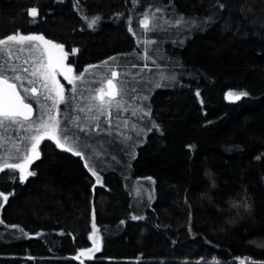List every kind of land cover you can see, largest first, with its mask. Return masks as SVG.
Listing matches in <instances>:
<instances>
[{
	"label": "trees",
	"instance_id": "obj_1",
	"mask_svg": "<svg viewBox=\"0 0 264 264\" xmlns=\"http://www.w3.org/2000/svg\"><path fill=\"white\" fill-rule=\"evenodd\" d=\"M17 33L64 45L75 76L94 66L64 81L59 119L101 148L44 138L35 175L0 172V264H264V0H0V39ZM108 78L127 110L99 115ZM92 213L101 249L76 259Z\"/></svg>",
	"mask_w": 264,
	"mask_h": 264
},
{
	"label": "snow or ice",
	"instance_id": "obj_2",
	"mask_svg": "<svg viewBox=\"0 0 264 264\" xmlns=\"http://www.w3.org/2000/svg\"><path fill=\"white\" fill-rule=\"evenodd\" d=\"M220 7H223V5H220ZM159 11L160 9H156L157 13ZM29 12L33 17L38 15L37 8H32L29 10ZM149 17H152V19L155 20V13L146 12L144 14V19L139 21L138 26L142 25L146 31H153L154 28L159 26V24H150ZM99 19L100 17L98 16L93 17L89 21L88 27H93ZM176 23H181V20H177ZM129 30H132L131 27ZM11 44L19 45V51L21 52L26 50L24 48L25 44L29 45L27 51L33 55L30 57V60L23 61V64L30 66L21 67L20 65H13L10 63L12 52L9 48V45ZM0 46H3L0 48V53H3L4 57H6L3 62L0 63V129L7 131L9 127L15 126L17 131L23 129L25 133H48L50 131L51 135L48 138L55 139L57 145L61 148H64L65 145L61 143V140L58 138V136L63 137L65 143H67L69 136L71 135L73 137L75 147H87L86 145L75 143V141L79 140V136L73 132L72 125H76L80 133H84L86 131L77 124V121H79L78 116L75 119L69 116L63 121L64 127H61V121L59 119V105L64 103L70 106L71 100L75 99V96L72 94L76 92V88L73 87L70 91V98H66L64 87L59 83L58 80H56L55 73L60 72V74L64 76L65 80H68L70 84H74L75 81L83 80L84 74L89 72L94 66H89V68L84 69V71L78 76H71L70 74L73 72V69L70 66H66L64 64V60L68 55V53L64 52L63 50L64 45L57 44L52 40L46 39L43 34L23 35L17 33L13 35H7L5 38L0 39ZM71 51L74 54L77 50L72 49ZM17 59L19 58L17 57ZM110 59L115 60L116 58L113 57ZM144 67H147V65H144ZM118 75L119 73L116 71L111 72V76L113 78L118 77ZM25 81L27 83V87L25 86ZM38 81H40V89H43L46 93L43 96L45 101L44 104H40L38 99L40 89L33 86ZM107 85L109 88L107 93H105L103 88H100L97 90L98 95L92 97L93 100H98V103L94 106L95 111L99 113V115H104L107 109L113 105L117 108H123L124 110H127L121 101H116L114 99L118 93L113 80L109 79L107 81ZM18 88L20 90H18ZM21 90L25 93L24 96H21ZM105 95L108 97L107 100L105 99ZM197 95H199V93H197ZM226 95L229 100L238 101L247 96L248 93L244 91L238 93L229 91ZM29 98L34 100L37 104H40L41 114L38 115L35 120L32 119V104L25 103V100ZM49 100L52 102L51 107H48L47 105V101ZM77 107L79 108L78 105ZM85 110L86 109L84 108H79V111L81 112H84ZM87 110L91 111L92 109L89 108ZM53 111H55V115L52 114ZM99 115L93 116L92 119L99 120ZM108 115L110 116L111 112H108ZM133 115H135V112H133ZM145 115H148V113H145ZM44 117L47 118L45 119ZM96 127L99 128V125L97 124ZM44 138L45 137L43 135L39 134L20 137L17 142H14L13 146L18 150V144L27 141L31 143V149L26 151L18 158L20 161L18 163H9L8 161L11 157L8 155L0 157V160H2L0 172H3L5 169H18L20 173L18 178L21 182L25 181L28 176L35 175V172L28 171V167L35 159H39L38 148L41 140ZM4 143H7V139H5ZM0 147H3V144H0ZM189 147L191 148L192 146ZM65 150L68 152H73V147H67ZM74 154L76 156H80L82 159L84 158L81 151H75ZM257 159H260V157H257ZM85 167L88 168V171L91 172L93 176H97V173L91 167H89L87 159H85ZM97 183H100L98 176ZM10 195H12V193L5 195L4 192H0V198H3L4 202H7ZM244 206L247 207L246 199ZM132 219H137V217H132ZM0 223H2V221H0ZM121 223H123V221ZM93 230L94 232L97 231L95 224H93ZM260 246L264 247V244H261ZM98 250V248H93L89 249L88 252L91 253ZM83 254L84 253H81V255ZM241 264H244V262L241 261ZM253 264H256V262H253Z\"/></svg>",
	"mask_w": 264,
	"mask_h": 264
},
{
	"label": "rangeland",
	"instance_id": "obj_3",
	"mask_svg": "<svg viewBox=\"0 0 264 264\" xmlns=\"http://www.w3.org/2000/svg\"><path fill=\"white\" fill-rule=\"evenodd\" d=\"M3 46H0V48H2ZM19 45H15V44H11L9 45V48L11 49V52H12V58L10 59V62L11 61H15L17 64L16 65H20L21 67L23 66H30V65H24L23 64V61L25 60H30V57L33 55L32 53H30L29 51H27V49L29 48V45L25 44L24 45V48L26 49L25 51L21 52L19 51ZM17 57L19 59H17ZM6 57H4L3 53H0V63L3 62V60L5 59ZM11 64H15L14 62L11 63ZM64 64L66 66H69L66 61L64 60ZM71 76H75V73L72 72L70 74ZM55 77H56V80L59 81V83L61 85H63L64 87V92H65V84H64V81L69 83L68 80H65L64 79V76L60 74V72H56L55 73ZM109 79H112V78H108L104 85H103V89L105 91V93H107L109 91V88H108V85H107V81ZM113 80V79H112ZM25 83V86L27 87V83L26 81L24 82ZM114 83V81H113ZM72 85V84H71ZM35 87H37L38 89H40V81H38L35 85H33ZM74 86V85H73ZM19 89V88H18ZM20 90V89H19ZM229 91H232V92H236V91H233V90H229ZM227 91L226 94L229 92ZM22 93V96L25 95V93L21 90L20 91ZM238 93V92H237ZM46 93L44 92L43 89H40V94L38 96V99L40 101V104H44L45 101L43 99V96L45 95ZM225 94V98L227 100H229L227 98V95ZM54 95V93H53ZM107 95H105L106 97ZM31 101V103H33L35 105V108H36V115H35V118H33V120H35L37 118L38 115L41 114L40 112V104H37L34 100H32L31 98H29ZM28 99H26L27 101ZM62 104V103H61ZM60 104V105H61ZM47 105L48 107H51L52 106V102L51 100L47 101ZM60 105H59V108H60ZM53 115H55V111H53L52 113ZM45 119L47 117H44ZM43 135L45 138L49 139L48 137L51 135V132L49 131L48 133H36V132H32V133H25L23 131V129L17 131V128L15 126H12V127H9L7 129V131H5L4 129H0V144H3V147H0V157L4 156V155H8L10 156L11 158L9 159V163H18L20 162L19 161V157L22 156L26 151L30 150L31 149V143L30 142H23V143H19L18 144V150L16 147L13 146L14 142H17L19 140L20 137H24L26 135ZM59 138V137H58ZM5 139H7V143H4ZM53 140L54 142H56L55 139H51ZM84 144L90 148L93 149L94 152H99L100 148H101V143H99L98 139H93V138H90L88 140H84L83 141ZM39 152V150H38ZM102 152H103V149H102ZM0 165H2V160H0ZM18 171V175H20L19 173V170L17 169ZM28 171H30V165L28 167ZM99 177V175H97ZM97 176H95V179H96V183H97ZM100 179V177H99ZM1 203H3V198H1ZM93 224H95V228L97 231L94 232L93 230ZM88 238H89V242L90 244L85 247V248H82L80 249L77 254L74 256V258L76 259H80V260H85V259H88V258H92L94 257L101 249V246H102V242H101V236H100V233H99V230H98V226H97V223H96V220H95V215L94 213H92L91 215V223H90V231H89V235H88ZM95 241V243H94ZM93 248H98L99 250L98 251H93L91 253L88 252L89 249H93ZM81 253H84L83 255H81Z\"/></svg>",
	"mask_w": 264,
	"mask_h": 264
},
{
	"label": "flooded vegetation",
	"instance_id": "obj_4",
	"mask_svg": "<svg viewBox=\"0 0 264 264\" xmlns=\"http://www.w3.org/2000/svg\"><path fill=\"white\" fill-rule=\"evenodd\" d=\"M26 101V100H25ZM27 103H31V102H29V101H26ZM32 104V103H31ZM32 107H33V109H34V106H33V104H32Z\"/></svg>",
	"mask_w": 264,
	"mask_h": 264
},
{
	"label": "water",
	"instance_id": "obj_5",
	"mask_svg": "<svg viewBox=\"0 0 264 264\" xmlns=\"http://www.w3.org/2000/svg\"><path fill=\"white\" fill-rule=\"evenodd\" d=\"M22 96V95H21ZM25 103H27L26 101H25ZM33 108V107H32ZM33 114H34V109H33ZM33 114H32V116H33Z\"/></svg>",
	"mask_w": 264,
	"mask_h": 264
}]
</instances>
